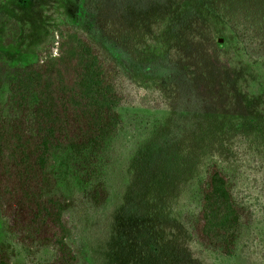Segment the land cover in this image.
<instances>
[{
    "label": "rangeland",
    "instance_id": "obj_1",
    "mask_svg": "<svg viewBox=\"0 0 264 264\" xmlns=\"http://www.w3.org/2000/svg\"><path fill=\"white\" fill-rule=\"evenodd\" d=\"M208 8L264 31V0H0V57L11 76L32 63L50 27L64 17L142 93L158 87L163 100L157 109L118 108L123 126L113 145L109 205L93 217L84 211L77 216L93 264H264V116L237 107V77L250 69L240 52L229 50L237 43ZM210 21L215 36L205 27ZM210 161L236 170L239 196L255 211L233 258L203 251L180 219L189 208L190 186ZM62 163V177L71 181L68 157ZM2 241L20 264L54 254L42 248L29 261L27 247L0 216Z\"/></svg>",
    "mask_w": 264,
    "mask_h": 264
},
{
    "label": "trees",
    "instance_id": "obj_2",
    "mask_svg": "<svg viewBox=\"0 0 264 264\" xmlns=\"http://www.w3.org/2000/svg\"><path fill=\"white\" fill-rule=\"evenodd\" d=\"M208 13L221 22L219 27H228L237 43L229 50L240 52L246 58L241 64L250 69L237 77V107L264 116V31L209 8ZM205 27L215 36L214 23ZM10 76L8 61L0 57V216L5 229L27 247L29 261L42 248L53 249L50 259L33 264H93L77 216L84 211L93 217L109 205L113 145L123 126L118 108L162 107L158 87L142 93L79 25L64 17L50 27L32 63L12 75L5 90ZM66 157L72 177L67 182L62 177ZM237 179L236 170L210 161L204 176L190 186L189 208L180 219L203 251L235 257L254 223V207L239 196ZM0 264H20L5 241L0 242Z\"/></svg>",
    "mask_w": 264,
    "mask_h": 264
}]
</instances>
